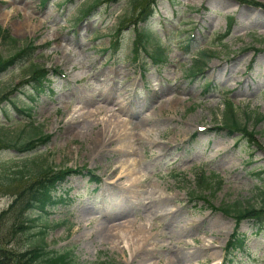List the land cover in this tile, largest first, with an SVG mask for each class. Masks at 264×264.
<instances>
[{
  "label": "rangeland",
  "instance_id": "374dc122",
  "mask_svg": "<svg viewBox=\"0 0 264 264\" xmlns=\"http://www.w3.org/2000/svg\"><path fill=\"white\" fill-rule=\"evenodd\" d=\"M42 1L0 0V26L16 41L0 40V57L7 59L31 43L36 48L34 63L59 72L51 75L50 87L40 96L27 86L10 96L19 108L32 106L33 123L52 138L30 154L0 150V215L18 198L19 190L8 185L22 175L20 172L48 166L87 168L101 179L100 185L82 176L71 177L60 190L65 203L39 222L53 227L48 235L51 249L73 250L77 264L104 260L114 264H174L176 253L195 256L203 245L210 248L206 255L182 264H264V229L260 231L254 222L242 223L239 231L245 236V247L229 256L226 248L235 221L211 208L240 210L259 207L262 201L264 120L257 119L264 116V10L236 0H156L148 30L155 42L164 46L167 58L155 66L149 58L152 45L147 52H139L140 62L133 60L132 26L121 32L117 54L114 49L119 27L129 26L137 18L139 0H48L45 5ZM95 2L98 7L82 17ZM228 22L232 28L222 40L229 30ZM67 53L69 59L65 58ZM202 53L209 59L203 72L192 78L190 72ZM253 59L256 63L251 71ZM25 69L24 65L15 66L0 76V96L24 83ZM115 70L122 76L113 81L111 72ZM104 76L111 78L107 81ZM125 82L131 85L126 93L121 92ZM182 87L187 93H181ZM108 88L115 98L110 107L117 109L115 105L120 103L127 112H98L102 105L99 95ZM230 102L239 122H248L255 132V145L222 130L225 105ZM147 116L151 121L134 129V124ZM109 119L123 121L137 137L136 142H130L132 149L127 156L136 164L132 165L134 178L117 181L125 170L123 176H127L125 165L113 177L105 176L111 162L124 158L113 153L115 145L106 152L98 146V126ZM190 120L192 126L184 141L162 151V145L175 133L184 132ZM73 122L79 123L70 129ZM28 124L13 102L0 105L1 139L28 141L34 134ZM203 173L218 176L222 184L200 199L192 195L200 196L196 181ZM130 179L142 181L140 190L144 193L157 191L162 198H175L168 205L172 216L155 215L158 202L146 199L148 195H125ZM115 181L118 186L110 184ZM121 212L125 215L116 218L117 223L129 220L133 225L126 230L144 226L152 236L146 260L135 258L128 239L115 245L96 237L98 224L107 215ZM21 216L14 209L0 223V236L7 235L9 249L16 246L14 225ZM191 225V232L183 237L173 231ZM130 237L138 238L134 234ZM23 240L21 246L27 245ZM1 245L5 247L3 242Z\"/></svg>",
  "mask_w": 264,
  "mask_h": 264
},
{
  "label": "trees",
  "instance_id": "16d2710c",
  "mask_svg": "<svg viewBox=\"0 0 264 264\" xmlns=\"http://www.w3.org/2000/svg\"><path fill=\"white\" fill-rule=\"evenodd\" d=\"M138 1V0H137ZM156 0H139L138 3L143 4L141 13L138 16L136 21H133V25L137 26L140 22L145 24L149 21L150 18V5L151 2ZM243 5L252 6L255 8H261L264 10V3H261L256 0H237ZM94 7V6H93ZM87 9L84 13H90L91 9ZM140 29L136 30V37L134 45H137V49L134 50V60L139 61V49L145 50L151 42V35L148 34L143 26L139 27ZM224 38V37H222ZM226 38V36H225ZM0 39L5 42L10 40L11 42L16 43L14 39L10 37L7 31L3 30L0 27ZM29 44L27 47L22 49L20 52L15 55L4 59L0 58V76L7 73L10 68L16 64L21 63L29 64L24 70V84L29 85L37 95H40L44 92L45 87L50 83V71L43 66L32 63V56L36 51ZM140 47V48H139ZM140 49V50H141ZM149 57L153 60L155 64L162 63L166 59V53L160 45L154 50V53H151ZM208 57L207 54H203L202 61H197L196 68H200L204 65V59ZM28 62V63H26ZM23 84V85H24ZM3 100H8L7 94L0 96V102ZM15 107V105H14ZM226 111L224 113V120L222 127L223 131H227L231 136L238 134L241 139L247 140L251 144H256L255 132L250 130L248 127V122L242 123L239 122V119L236 116L234 110V104L228 103L225 105ZM15 109L24 114L28 120H32L33 109ZM5 114H7L5 112ZM248 121L251 120V117H247ZM264 120V116L257 119L258 122ZM31 129L30 138L28 141H8L0 138V150L13 148L20 153H32L35 152L38 146H43L50 141V137L45 135L39 127H35L34 124H29ZM36 164V163H35ZM85 169L74 170L72 168H54L51 166L36 169L33 172H20L22 175L11 181L12 184H9L8 187H15L19 190L17 191V199L14 202V205L11 206L10 210L4 211L0 215V223L3 220L4 216L8 214L9 211L16 209L19 213H22L21 217H17L14 225V230L16 233V246L8 248L7 235L0 236V264H77L74 252L72 250L66 251H56L50 248L48 243V235L50 229L52 228L48 222L39 225L40 219L44 216H50L52 210H54L59 204L65 203V200L62 197H59L57 192L61 187L67 182L68 178L72 175L91 176L92 182H99L98 179L93 177L91 171H87V174L84 173ZM222 184L221 179L218 176L212 178L206 173H203L197 178L196 187L197 192L200 195H205L208 191H216ZM262 201L259 207L250 206L248 208L233 210L230 207H222L216 209V211H221L226 216L232 217L236 221V230L232 235L231 239L228 242L226 253L231 256L235 251L242 250L245 246V239L238 231L240 225L244 221H254L260 230H263L264 226V191L261 192ZM18 208V209H17ZM35 213V216L30 215V213ZM48 221V220H47ZM11 236V235H10ZM13 236H11L12 238ZM24 238V240H23ZM10 239V238H9ZM22 240L28 242L27 245H22ZM2 242L5 247H1ZM9 245L12 243L10 239L8 241ZM21 246V248H20ZM99 264H114L110 261H104Z\"/></svg>",
  "mask_w": 264,
  "mask_h": 264
},
{
  "label": "bare ground",
  "instance_id": "6f19581e",
  "mask_svg": "<svg viewBox=\"0 0 264 264\" xmlns=\"http://www.w3.org/2000/svg\"><path fill=\"white\" fill-rule=\"evenodd\" d=\"M69 54L70 53H67V55H65L66 56L65 58L69 59L70 58ZM98 74L99 73H97L96 75ZM111 74L113 75L112 76L113 81H114V78L120 79L122 76V74L118 70H115L114 72L112 71ZM107 76H104V78H106ZM110 78L111 76L107 77L106 80L109 81ZM104 86H108V85L105 84ZM129 86H131L130 83L125 82L123 84V89L121 90V92L126 93ZM109 88L107 92H104V93L101 92L102 94L99 95L102 105L98 107V112L99 113L113 112L114 115L116 112H119V113L124 112L125 108L120 103H116L115 106H117V109L110 107V105L115 101V98L109 92ZM110 91H113V88ZM187 91H188L187 89L183 87L181 88V93H187ZM125 112H127V109ZM77 119H79V117H77ZM72 120H74V118L70 119L69 121L70 124H72ZM150 121L151 119L149 118V116H147L143 118V120H139L138 123H135L134 129L141 127L142 124H145L146 122H150ZM192 122L193 120H190L188 123H185V127L187 128L184 130V132L175 133L172 139L168 140L162 145L163 147L161 150L165 151L166 148L169 150L172 147V143L174 142L178 143L179 141H184V138H183L184 134L186 138L187 134L190 132L189 127L192 126ZM78 123L79 122H73L74 125L70 126L69 128L73 129ZM127 124L129 125L131 124V122L128 121ZM98 128L99 130L97 133V141H98L99 148L103 152H106L109 150V148L115 145L116 148L114 149L113 153H118L124 156V158H118L117 160H114L107 166L105 176H107L108 178L113 177V175L117 174L120 171V169L125 165L127 168V176H123V173L126 172L125 170L124 172L119 173L117 177V181L125 180L126 178L130 176L134 178L135 169H133L132 165H136V164L131 162L127 158V156L130 154V149H132V147L129 146L130 142H136L137 137L128 131L127 125L123 121H119L117 119H114V120L109 119L104 124H102V127L98 126ZM156 132L159 135V137L162 138V133L158 129L156 130ZM119 163H122V164L118 165ZM135 177H138V176L136 175ZM130 180L132 181H130L129 187L126 188L127 194L125 195H128L129 198H130V195H132V197L134 195H148L146 199H149L152 202H158L157 209L155 210V215H160V217H164V218H170L172 216L173 212L170 208H168L169 207L168 205L170 203H174L175 198L174 199L162 198L161 197L162 194L157 191H153L150 193H144L143 191L140 190L142 181L138 179L135 181L133 179H130ZM117 181L110 182V184L118 186ZM122 188H125V187H122ZM124 215H125V212H121L118 214L113 213V214L107 215L106 220L98 224L97 229L95 231V235L99 240H102L103 242H112L115 245L122 243L125 240L127 241L128 239L130 248L134 247L135 249L134 251L135 258L140 259V260H146L148 256L150 244H153L152 242L153 238L144 226L134 227L132 228V231H129L126 229L129 228L130 226L133 227L131 221L127 220V221H122V222L117 223L116 218L122 217ZM192 228L193 227L191 225L188 227L181 228L179 230L173 229V231L174 232L178 231L179 235L183 237L189 234ZM130 234H134L135 237L138 236L137 240H134L132 237L129 238ZM124 236H127V237L125 238ZM201 247H202V250L200 251L199 254H195V256H184L180 253H176L173 258L174 264H182L184 262H191V260L197 259L199 255L201 254L206 255L205 253L210 250V248H205L204 245Z\"/></svg>",
  "mask_w": 264,
  "mask_h": 264
}]
</instances>
